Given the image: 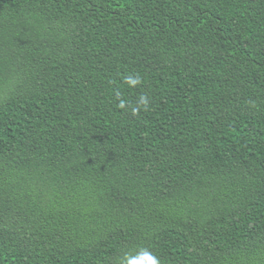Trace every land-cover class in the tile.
I'll return each instance as SVG.
<instances>
[{
	"label": "trees",
	"instance_id": "trees-1",
	"mask_svg": "<svg viewBox=\"0 0 264 264\" xmlns=\"http://www.w3.org/2000/svg\"><path fill=\"white\" fill-rule=\"evenodd\" d=\"M144 250L264 264V0H0V264Z\"/></svg>",
	"mask_w": 264,
	"mask_h": 264
},
{
	"label": "clouds",
	"instance_id": "clouds-1",
	"mask_svg": "<svg viewBox=\"0 0 264 264\" xmlns=\"http://www.w3.org/2000/svg\"><path fill=\"white\" fill-rule=\"evenodd\" d=\"M132 82L135 83L136 81H132ZM142 102L146 104L147 102L146 98H142ZM132 264H160V261L151 252L144 250L141 254V258L137 261H133Z\"/></svg>",
	"mask_w": 264,
	"mask_h": 264
},
{
	"label": "bare ground",
	"instance_id": "bare-ground-1",
	"mask_svg": "<svg viewBox=\"0 0 264 264\" xmlns=\"http://www.w3.org/2000/svg\"><path fill=\"white\" fill-rule=\"evenodd\" d=\"M222 231V230H221Z\"/></svg>",
	"mask_w": 264,
	"mask_h": 264
}]
</instances>
